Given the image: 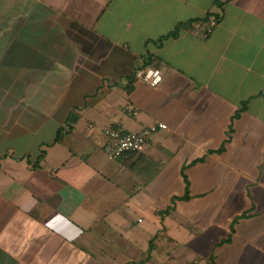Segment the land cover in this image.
<instances>
[{
	"label": "crops",
	"instance_id": "crops-1",
	"mask_svg": "<svg viewBox=\"0 0 264 264\" xmlns=\"http://www.w3.org/2000/svg\"><path fill=\"white\" fill-rule=\"evenodd\" d=\"M133 263L264 264V0H0V264Z\"/></svg>",
	"mask_w": 264,
	"mask_h": 264
},
{
	"label": "built area",
	"instance_id": "built-area-1",
	"mask_svg": "<svg viewBox=\"0 0 264 264\" xmlns=\"http://www.w3.org/2000/svg\"><path fill=\"white\" fill-rule=\"evenodd\" d=\"M142 78L151 87H157L162 82V73L157 69H145ZM133 114L136 115L137 112L133 111ZM167 130L168 126L162 122H154L137 132H128L122 127L106 128L103 131L106 138L104 153L112 161L120 159L127 153H140L144 151L152 135Z\"/></svg>",
	"mask_w": 264,
	"mask_h": 264
},
{
	"label": "trees",
	"instance_id": "trees-1",
	"mask_svg": "<svg viewBox=\"0 0 264 264\" xmlns=\"http://www.w3.org/2000/svg\"><path fill=\"white\" fill-rule=\"evenodd\" d=\"M212 18L217 24L220 22L219 15L212 14V13H207L206 16L201 18V19H198V20L192 21V22H188V23H185V24H180L172 33H170L167 36V38L168 37L169 38H177L180 35V33L182 32V30H190L192 28L193 24L199 23V22L202 23V24L204 23V24L208 25L207 27H204V29L201 32H199L202 37H205V36L208 35V28H209V26L211 24ZM243 109H244V107H243ZM238 115H239V113L236 115V117ZM133 264H140V263H133Z\"/></svg>",
	"mask_w": 264,
	"mask_h": 264
}]
</instances>
